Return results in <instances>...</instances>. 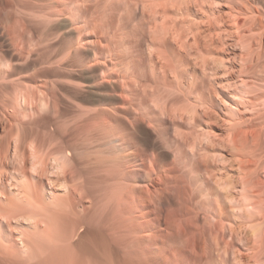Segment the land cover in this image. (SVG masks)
Here are the masks:
<instances>
[{"label": "bare ground", "instance_id": "1", "mask_svg": "<svg viewBox=\"0 0 264 264\" xmlns=\"http://www.w3.org/2000/svg\"><path fill=\"white\" fill-rule=\"evenodd\" d=\"M37 1L36 5H32L20 0V6L23 8L22 5H25L26 8L23 9L29 10L31 17L37 18V21H44L45 23L41 22V24L48 32L54 26L57 28L52 39L51 32L50 38L46 37V33L39 41H56L51 44L50 49L59 56L58 60L65 62L71 59L75 62L74 60L79 58L80 48L83 47L82 42H84L82 34L85 32L82 29L85 27L82 26L89 24L84 25L82 21L80 22L79 16L77 17L82 14L79 11L84 0ZM98 1L97 4L100 6L102 2L98 3ZM115 1L103 0V4L106 3V9H116L121 2L119 0L120 3L117 4ZM236 1H240L239 4L235 5L224 0L226 9L220 18H225L229 22L228 27L235 32L234 35L232 34L235 37V44L232 45L241 48L237 56L235 53L231 56L226 51L234 41L231 43L226 40L217 41L210 37L209 47L204 48L201 41L196 40L197 70L192 73L194 80L188 78L189 82L178 70L175 71V66L172 64L171 66L169 64L167 72L164 70L168 65L166 62V66L162 62L155 63L157 69L161 71L159 73L157 70L158 72L152 75L155 77L157 74L158 77L157 79L151 77L153 81L156 80L151 82L158 85L156 87L157 85L153 84L152 87H156L157 90L168 89L167 87H170L171 91L175 90L171 98L162 99V111L168 115H179L181 118L184 116L188 124V128L184 131L181 128L175 130L179 144L176 150L178 155L172 163L158 164L153 159L144 163L143 158L135 151V147L122 134L113 130L114 124L111 126L106 121L96 120L88 122L77 132L80 134L78 136L81 139L80 145H76L78 139L75 143L72 140L68 144L67 148L72 152L68 157L74 156L73 162L70 164L69 160L66 165L61 166L56 176L52 174L54 177H48L51 187L49 197L45 196L47 192L44 194L43 183L40 181V174L47 172L44 161L38 163L41 164L37 171L39 175L28 172L25 163L24 167L21 166L22 169H18L20 179L15 183L13 196H10L6 189L0 188V217L4 218L7 224V228L0 226L1 264H167L169 262L173 264L174 259L171 260L167 250L171 248L176 252L182 243L188 244L189 240L192 241V264H225L227 261L225 256L230 248L233 264H264V225H262L264 224V61L258 64V61L264 58V15L259 6L251 3L250 0ZM146 2L161 6V9L158 7L160 9L158 11L163 17L168 16L171 20V27L167 20L168 24L164 25L165 30L168 31L169 27L174 28L176 36L181 35L178 29L183 26V22L181 25L178 23L179 27L174 22V18L177 20L179 17H176L177 12L173 10L176 9L174 1ZM103 6L97 7L101 10ZM149 10L147 8V11ZM111 12L106 14L111 16ZM155 12L158 13L154 11V14ZM185 14L184 20L190 31L191 20L187 11ZM107 15L105 16L104 12L98 17L105 18L106 22ZM91 17L93 18V15L87 17L88 22ZM98 17L96 18L98 21L94 19V22L104 20ZM111 18L113 17H109L110 20ZM182 18L184 16L179 19ZM85 20L87 22L86 18ZM92 22L90 19L91 24ZM94 24L90 28L93 27L92 30L95 31ZM98 25H101L102 29V22ZM109 27L105 28L109 29ZM58 28L75 31V35L67 38ZM97 29L101 30L98 26ZM105 30L101 32L104 33ZM94 31L91 32L95 33ZM103 33L100 34L101 37L106 34ZM162 36L165 34L163 33ZM158 40L161 43L162 40ZM101 41L102 39L99 38L98 42ZM181 43L182 47L190 46L187 39ZM48 61L53 62L55 59L49 57ZM198 66L204 70L209 69L213 76L214 87H211L218 89L213 90L216 95L213 91L212 94L216 96L218 103L213 101L215 99L210 97V93H206L201 88L198 77L202 74L199 73ZM205 72L203 71V75ZM1 77L10 79L7 75ZM151 82L146 81L142 84L151 86ZM20 83V79L18 83L15 82L17 89L26 88L30 93H34L35 89H42V94L46 92L45 95H48V89L43 83L30 86L31 88L24 86V81L23 84ZM157 90L155 92L159 93ZM26 91L25 94H29ZM130 104L132 105V103L125 104V107L127 108L126 105L129 107ZM157 105L159 106L158 103ZM199 105L204 106L203 117L198 111ZM131 110L133 111V106ZM95 111L97 113L98 109ZM145 111L146 109L141 115ZM136 112L134 113L137 114ZM137 116L139 117L138 114L132 115V118L138 119ZM60 119H63L61 122L66 123L64 118ZM178 125L176 124L177 127L180 126ZM199 130H204L205 133H200ZM101 131L107 132L103 138L97 135ZM157 131L158 137L163 138L162 131ZM199 133L203 134L204 138H200ZM183 144L190 148L192 159L182 153ZM61 148L63 147L59 149ZM35 152L37 153L38 150ZM51 152L53 153L54 150ZM47 157L42 160H46ZM34 165H31V168L35 167ZM226 221L231 224L228 227L230 241L225 239ZM13 222L15 224L11 227ZM19 222H22V225ZM245 222H248L249 231L246 248L242 250L239 246L242 240L239 235L243 231L242 225ZM14 229L16 234L12 233Z\"/></svg>", "mask_w": 264, "mask_h": 264}, {"label": "rangeland", "instance_id": "2", "mask_svg": "<svg viewBox=\"0 0 264 264\" xmlns=\"http://www.w3.org/2000/svg\"><path fill=\"white\" fill-rule=\"evenodd\" d=\"M21 1L32 5L38 3L37 0ZM85 1L86 0L83 2ZM95 1L96 0H88V2H82L79 11L80 14H82L77 15V17L79 16L78 18H80V22L82 21L81 23L84 25L89 23V26H82L83 28L85 27V30L95 23L93 26L94 29L96 28V32L92 30L93 27L88 30H91L92 32L94 31L96 34L82 29L85 32L82 31V33H84L82 34V41H84L82 42L83 47H81V44L80 47L82 49L80 48L81 52L78 55L79 58L77 57V60H74L77 62L75 63L72 62L73 60L71 61V59H67L65 62L59 61V56H56L55 52L50 49L51 44L56 43V41L51 40L53 34L57 32V28H54L55 26L52 27V29H49L48 32V30L44 28V21H41L42 23L44 22L41 24V22L36 20L37 18L34 19L31 17L30 11L24 10L26 8L25 5H22L24 9L21 8L20 0H0V188L2 187L6 189L10 196H13L14 193H12V191L15 190V183L20 179L18 176L21 166L25 163L27 166H24L28 172L31 171L39 175L37 171L41 164L38 165V163L44 161L43 163L45 166L47 165V172L45 174L44 171L43 174H40V181L43 183L42 189H44V194L47 192L45 196L49 197L51 187L49 186L48 177L50 178L52 174H55L54 176H56L61 170V166L66 165V162L69 160L70 164L73 162L72 160L75 159L74 156H71V158L68 157L72 155L70 154L72 153L71 150L67 148L68 144L71 143L72 140L75 143V140L78 139L80 141L77 140L76 145L78 144L79 146L81 139H79L78 136H80V134L77 132L92 120H96L97 122L106 121L111 126L114 124L115 129L113 128V130L122 134L123 137L135 147V151H137L138 155L143 158L144 163L153 159L158 164H171L174 158L178 155L176 150L179 141L176 136L177 131L175 130L181 128L184 131L188 128V124L186 123L187 120L184 116L181 118L179 115H168L162 111V99L164 98L165 100L166 98H171L175 90L174 88V91H171L172 89L169 90L170 87H167L168 89L158 88L159 91L157 90L156 87H158V85L156 84V86L155 83H152L156 80L153 81L154 79L151 78L154 77L152 76L153 74L155 75V73L159 71L155 66V63L162 62V64L166 66V62L168 65L167 67H164V70L167 72L169 71V64L170 66L172 64L175 66V71L177 72L178 70L185 77L186 81L189 82L190 80H194L193 74L195 69L197 70V68H195L197 66L196 40L199 42L201 41L200 43H202L204 48L209 47L208 38L210 37L217 41L226 40L230 43L234 41L231 45L229 44L231 47H227L228 49H226V51H228L227 53L231 56L232 53H235L237 56L241 50L238 45H234L235 47L232 45L233 43L235 44V37L232 36L235 32L228 27L227 24L229 22L225 20V18H220L224 15L226 9L224 0H183L182 2L181 0H171L175 2L174 8L176 9L173 10L177 12L176 17L179 16L177 20L174 18V22L177 23L176 26L178 25L177 27H179L183 22V26H180V29H178L179 33L181 32V37L176 36L177 34L173 30L174 28H170L171 20L168 19L169 17H163V14L161 15V12L158 11V7L161 9V6H154L151 2H146L150 0L142 2L140 0H120V6L116 7V9L111 8L110 10H112V12L105 7L107 1L103 4V0L101 1L102 3L97 0L98 3L104 5L101 10H99L98 7L101 8L102 5L100 4L99 6L97 1ZM116 1L115 3H120H118L119 0ZM227 1L235 5L240 2L236 0ZM250 2L257 4L262 15H264V0H250ZM147 8L148 10L151 8V10L147 11ZM94 9H96V11ZM102 10H104L105 16L107 15L106 13L111 12V16H109L110 14L107 15V21L109 24L107 21L105 22V18L98 17L104 13ZM97 11L100 12L98 13ZM154 11H157L158 13L155 12L154 14ZM185 11L188 12L189 20H191L192 27L190 28V31H188V24L184 20L186 18ZM83 12L86 16L83 15ZM96 12L99 14L97 17L101 20L104 19L103 21L105 24L103 21H99L100 23L94 22V19L96 20L97 18L95 17L97 15ZM181 13L184 18L179 19L182 17ZM92 15L93 18L91 17L90 19L93 22L91 24L90 19L88 22L87 17ZM80 16L82 17V20ZM109 17H113L111 18L113 22H110L111 20ZM85 18L87 19V22ZM164 20H166L165 23H163ZM167 20H169V28L171 29L168 28V31L165 30V26L168 24ZM101 22L104 26H102V29L100 27L101 25H98L101 24ZM178 23H180V25ZM185 23L187 25H185ZM97 26L101 29L99 30L100 32L98 31ZM109 26L112 27L110 28ZM185 26L187 29H185ZM105 27H109V29ZM162 27L164 28L162 29ZM53 28L55 29L54 32ZM58 29L63 32L67 38L70 36L73 37V34L75 35V31H65L61 30V28ZM103 29H106V32L108 31L107 33L104 31L108 37L106 34L101 37L100 34L103 33L101 32ZM111 29L113 30V33ZM155 30H158V32ZM97 31L99 36H97ZM230 32L233 33L229 34ZM46 33V37L50 38L51 36V41H39V39L45 36ZM49 33L52 35L49 36ZM163 33L165 36H162ZM126 34H128L127 36L129 37L125 36ZM133 34H135V36ZM156 36L158 38H156ZM99 38L102 39L101 42H98ZM197 38H199V40ZM152 39L153 41L155 40V42H153ZM158 39L162 40L161 43ZM186 39L190 42V46L182 47L181 41H185ZM85 40L88 41L86 42ZM121 41L123 42L121 43ZM156 42L157 44H154ZM111 50L115 53H112ZM121 51L125 55H123ZM94 52L96 54H94ZM49 57L53 60L55 59V61H48ZM134 58H136V60ZM262 60L264 61V58H261L260 61H258V64L261 63ZM210 65H212V63H210ZM218 68L220 69V67ZM198 71L202 74L198 77L199 84L202 86L201 88L206 93H210L209 95L212 99H215L216 94L213 90L218 88H212L214 87V80L209 69L204 70L198 66ZM203 71H206L207 73L205 72V75H203ZM2 75H7L10 79H3L1 77ZM156 77L157 74L154 78L157 79L158 77ZM18 78L20 79V84H23L22 82L24 81V86L27 85L28 88L43 83L48 89V95L46 94L47 97L45 98L46 92L42 94V89V92L40 89H37L39 91L35 89L36 91L33 90L34 93H30L28 92L29 90L25 88L24 90H28L26 93L29 94H25V91L22 89H17L15 87V82L17 81L18 83ZM188 78L190 80H188ZM21 79L23 81H21ZM13 80L15 82H13ZM146 81H152L151 86H148L147 84L144 85ZM153 84L156 86L155 88L152 87ZM229 88L225 89L230 90ZM155 89L159 93H156ZM52 91L53 93H51ZM212 91L215 95L212 94ZM35 92H37V94H35ZM155 93L156 95L160 94L159 97L153 95ZM174 94L176 95V93ZM35 95L37 98H35ZM29 98H31V100ZM213 101L218 103L216 99ZM127 103H132V105L130 104L129 107L126 105V108L125 104ZM132 106L134 112H136L137 109L138 111L141 110V113L138 111L136 112L139 115V117L137 116L138 119L132 118V115H137L131 110ZM134 106H138L139 108L136 107L137 109H135ZM199 106L196 107L202 116L204 106ZM96 109H98L97 113L95 111ZM143 109H146V111L141 115L144 111ZM84 111L87 113H84ZM60 118H64L65 122L69 125L61 122L63 119ZM79 119L83 122L79 121ZM64 124L66 126H64ZM176 124H179L180 126L178 125L179 127H177ZM67 126L68 128H66ZM175 127L177 128L175 129ZM157 130L162 131L163 138L158 137ZM199 132L205 133L204 130H199ZM200 133V138H204V135ZM106 134L107 132L105 133V131H101L97 135H101L99 138H103ZM182 146V153H185L188 158L192 159L190 148L185 144ZM60 147L63 148L59 149ZM35 150H38V152L36 153ZM52 150H54V152H51V154L50 151ZM56 150L58 151L56 152ZM68 150L69 153H67ZM45 152L47 153L46 155ZM39 154L48 156L47 158L49 159L46 158V160H42L45 156ZM35 159L36 161L39 160V162L34 161ZM31 165H34L35 167L31 168ZM67 165H69V163H67ZM0 222V226H6L7 228L4 218L0 217ZM14 224V222L13 224L11 223V227ZM19 224L22 225V222H19ZM230 225L229 221L225 222V239L228 241H230L228 230ZM262 225L264 224L262 223ZM25 226H27V224ZM242 226L243 231L239 235L242 240L239 243V246L242 250H245L247 243L246 238L249 231L248 222H245ZM12 233L16 234V230L14 229V232L12 231ZM189 241L190 242L188 243L184 240V242H187L188 244L182 243L181 247L178 245L180 249L176 250V252L174 249L171 250V248L167 250L170 254L171 260L174 259L172 260L173 264H178L179 262V264H192V241ZM228 251L229 253L227 252V255L225 254V259L228 262L225 261V264L226 262L228 264H233L231 248ZM172 254L176 255V257Z\"/></svg>", "mask_w": 264, "mask_h": 264}]
</instances>
